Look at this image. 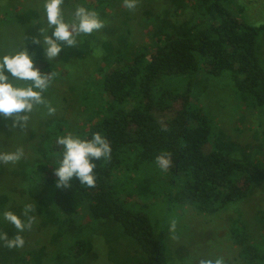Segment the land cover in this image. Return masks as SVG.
<instances>
[{
  "label": "rangeland",
  "instance_id": "374dc122",
  "mask_svg": "<svg viewBox=\"0 0 264 264\" xmlns=\"http://www.w3.org/2000/svg\"><path fill=\"white\" fill-rule=\"evenodd\" d=\"M134 3L135 7L128 8L126 0H116L113 8L99 10L104 27L79 35L75 46H65L49 61L55 77L42 94L43 103L36 104L26 120L14 125L12 118L0 116V155L17 149L23 153L19 161L0 160V169L4 167L0 172V233L7 232L9 237L16 234V229L2 220L6 210L22 213L24 205L31 204L29 215L34 217L32 227L22 233V247L8 248L0 241V264H147L145 253L132 237L123 235L120 224L85 217L82 227L72 234L61 225V213L48 198L49 190L36 185L35 189H25L37 164L49 165L55 174L54 162L61 149L55 143L56 153L48 151L51 127L59 122L63 125L57 137L68 133L83 137L89 116L102 115L107 99L100 80L119 55L133 58L141 53L149 57L167 30L191 33L195 17L192 0ZM95 4V0H64L62 9L70 20L78 5L92 10ZM226 5L249 23H264V0H228ZM41 31L51 32L44 0H0V57L27 47L36 51V61L47 60L43 48L33 43L42 39ZM258 47L264 65V33ZM193 87V100L212 118L213 144L207 149H217L232 160L264 166V106L242 100L226 75L212 77L202 70ZM171 114L157 112L162 123ZM152 203L151 217L157 234L167 242L170 264H216L217 260L222 264L256 263L245 248L253 245L250 251H260L264 244V181L255 183L244 200L214 213L169 205L162 199ZM76 238L87 242L81 258L70 256L66 250V243Z\"/></svg>",
  "mask_w": 264,
  "mask_h": 264
},
{
  "label": "trees",
  "instance_id": "16d2710c",
  "mask_svg": "<svg viewBox=\"0 0 264 264\" xmlns=\"http://www.w3.org/2000/svg\"><path fill=\"white\" fill-rule=\"evenodd\" d=\"M115 1L95 0L92 10L113 8ZM192 1L195 17L189 35L167 30L149 57L119 55L100 80L106 106L97 118L89 116L82 136L101 133L112 154L109 160L97 161L95 186L80 185L73 178L70 187H57L52 168L39 163L30 173L31 186L25 187L49 190L61 225L72 234L85 217L120 224L123 235L132 237L145 253L147 264H170L167 242L157 234L151 217L152 201L214 213L244 200L255 183L264 181V166L207 149L213 144L212 118L193 100L195 77L204 70L212 77L228 76L242 100L264 106V65L258 53L264 23L237 17L226 5L228 0ZM36 65L51 80L55 77L48 60L39 59ZM169 111L172 114L162 123L157 112ZM62 129L60 122L50 128L49 153H56L54 144ZM161 154L171 160L166 171L156 163ZM262 246L260 251L245 248L256 260L252 264H263ZM66 250L81 258L87 242L73 239Z\"/></svg>",
  "mask_w": 264,
  "mask_h": 264
},
{
  "label": "clouds",
  "instance_id": "9594fccd",
  "mask_svg": "<svg viewBox=\"0 0 264 264\" xmlns=\"http://www.w3.org/2000/svg\"><path fill=\"white\" fill-rule=\"evenodd\" d=\"M63 4L64 0H44L47 27L51 32L44 34L41 31L42 39L33 41L43 48L48 61L55 59L65 46H75L79 35H88L104 27L99 14L83 5L75 8L72 19H66ZM126 5L128 8L135 7L134 0H126ZM36 55V51L30 52L25 47L0 57V116L12 118L14 125L21 124L36 104L43 103L42 94L50 85L51 77L36 65ZM56 144L61 149L54 162L57 187H70L73 178L79 180L80 185L94 187L97 161L109 160L112 154V147L105 137L101 133H94L91 138L68 133L57 137ZM22 156V151L17 149L0 155V160L5 163L19 161ZM156 163L161 170L166 171L171 160L167 154H161L156 157ZM32 211L33 206L26 204L22 213L13 210L2 213V220L16 229L12 237L7 232L0 233V241L8 248L24 245L22 233L32 227L34 217L29 215ZM216 264L222 262L217 260Z\"/></svg>",
  "mask_w": 264,
  "mask_h": 264
}]
</instances>
